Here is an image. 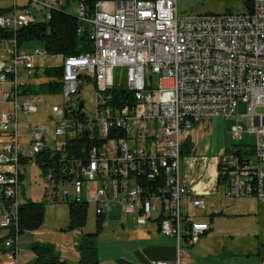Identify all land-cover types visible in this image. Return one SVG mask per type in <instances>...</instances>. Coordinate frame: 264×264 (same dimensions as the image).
Here are the masks:
<instances>
[{
	"label": "built area",
	"instance_id": "obj_1",
	"mask_svg": "<svg viewBox=\"0 0 264 264\" xmlns=\"http://www.w3.org/2000/svg\"><path fill=\"white\" fill-rule=\"evenodd\" d=\"M3 1L0 84L9 86L3 100L13 110L0 117V231L9 230L0 264H18L26 165L37 164L48 147L62 151L61 171L49 167L45 172L50 199L87 202L105 217L112 203L122 204L126 214L137 215L142 230L149 232L155 224L176 241V260L153 264H193L183 259L181 242L197 244L211 226L182 211L185 197L202 208V195L208 193L184 182L182 134L201 118H236L240 102L250 120L247 132L257 136L256 158L232 148L218 161L219 175L225 177L227 196H253L264 206V114L257 113L264 107V0H252L244 13L193 15L180 13L179 0H97L92 9L77 0L69 9L81 22L78 33L88 32L92 48L58 55L59 65L44 67L37 60L50 56L45 47L24 50L7 33L42 21L32 5L49 20L66 0ZM45 67H62L57 80L63 102L52 104L49 112L60 139L51 145L43 123L29 127L26 142L19 134V111L35 114L45 101L26 91L46 81ZM87 89L94 93L89 102L83 98ZM232 132L237 140L244 129L235 125ZM79 140L86 146L74 147L69 156L67 143L75 146Z\"/></svg>",
	"mask_w": 264,
	"mask_h": 264
},
{
	"label": "rangeland",
	"instance_id": "obj_2",
	"mask_svg": "<svg viewBox=\"0 0 264 264\" xmlns=\"http://www.w3.org/2000/svg\"><path fill=\"white\" fill-rule=\"evenodd\" d=\"M20 2H23L20 0ZM10 0H4L1 5H7ZM179 10L183 15H193L205 12L214 13H244L247 11L243 0H179ZM33 10L37 13L38 20L47 21V17H42L39 11V7L32 5ZM71 13L75 14L74 9H70ZM34 48L44 49V43L40 41H28L22 44V49L32 50ZM59 65L61 62V57L58 55L47 56L46 58H39L37 60L38 64ZM118 78V74L117 77ZM43 97V102L39 106L37 113H25L22 110L18 113L19 120V134L21 135L22 141H27V134L29 127L36 122L43 123L48 129V137L53 139L49 141V144H55L57 138L54 136V126L55 121L50 118V106L55 103H62L63 97L61 93L41 94ZM94 93L91 89H87L83 93V98L89 102L93 99ZM246 112V106L240 102L238 117H241ZM258 114H264V107L257 108ZM223 120L222 127L224 132L227 129L229 131V144L233 143L232 148L238 149L242 154H247L248 157L254 161L255 157V145L257 136L255 133L247 132L250 126V120L242 118L239 122L237 118H233L229 121L224 119V117H216ZM239 124L244 129L240 139L233 138L231 134L232 124ZM215 134L212 139L213 152L210 155H215L217 149L215 147ZM220 143V141H218ZM1 145V141H0ZM23 147H27L23 145ZM216 149V150H215ZM222 157V155H221ZM26 176H25V189L26 193L31 199L35 201H47L46 205V216L44 226L46 232L43 234H36L31 232H26L20 235L19 244V263L20 264H33L37 259L36 253L31 248V244L35 242H43L52 245L63 258L74 259L78 258V248L80 235H77L79 229L72 231H67L69 224V202L62 201L58 199L54 201L49 198L48 188H52L51 184L47 180L45 173L41 167L33 162H28L26 165ZM63 185L58 186V190L63 189ZM66 187V186H65ZM227 188L226 183H222L219 187V193H224ZM255 199V197H254ZM250 199V197H244L242 199L235 198L233 200L222 198L216 200L215 206L212 208V213L214 215V234L208 236H203L201 242L204 239L209 240V249L215 248L221 242L227 243V248L225 252L228 253L232 249L236 253H244L246 255L252 256L254 254L260 253L264 254V206L256 203V199ZM117 203H112L110 206L114 208H121ZM110 211V210H109ZM221 211L224 215H220ZM202 213V212H199ZM205 219V218H204ZM210 221V220H209ZM108 224L106 225V223ZM104 224V230L99 236L97 244H111L116 245L118 243L117 236L119 235L114 231L113 226L116 224L112 223L108 215ZM211 223V221H210ZM96 229V213L93 204L89 205L88 209V220L86 226L83 227L82 233H91ZM7 230L2 229L1 233H6ZM0 233V234H1ZM7 236V235H5ZM4 236V237H5ZM215 236V237H212ZM121 242V241H120ZM123 243V242H121ZM4 255V254H3ZM260 257V256H259ZM177 258V257H176ZM176 260V259H175ZM173 262V261H172Z\"/></svg>",
	"mask_w": 264,
	"mask_h": 264
},
{
	"label": "crops",
	"instance_id": "obj_3",
	"mask_svg": "<svg viewBox=\"0 0 264 264\" xmlns=\"http://www.w3.org/2000/svg\"><path fill=\"white\" fill-rule=\"evenodd\" d=\"M44 66L46 65L42 62L40 67ZM8 88V85L0 84V117L4 113L13 110V106L3 100V94ZM244 115L245 113L241 117L237 116V120L240 122L242 118H245ZM233 118L235 117L224 119L229 121ZM222 123L223 120L216 117L201 118L194 123L193 129L189 133L186 132L182 134L183 156L181 159V169L184 182L190 189L194 187L195 190L208 192L202 195L204 207H195L191 199L185 197L182 200V211L190 220L208 222L211 229L204 235L208 237L214 234V215L217 214L212 213L215 212L212 208L215 206L216 200L222 198L229 200L235 199L234 197L226 195L227 188L224 193H219L220 185L226 183V181L220 182L218 179V161L232 150L231 146L235 143L233 142L228 145L230 129H227V131L224 132ZM235 125L239 124H232L230 127L232 136V127ZM214 134L216 138L214 143H216L215 147L217 149L215 150L217 153H215V155H210V152H213L212 139ZM218 141H220V143ZM2 145L3 143L1 141L0 148ZM25 197L30 198L26 191ZM247 197L254 199L253 196ZM256 203L257 205L260 204L257 199ZM120 205L121 208L110 206L106 216L107 219L109 215L111 224H116V226H113V229L119 234L117 236L118 243L113 246L112 243L97 244L100 259L99 264H153L155 261H175L177 257L176 241L173 238L162 235L155 224L151 225L149 232L142 230L137 223V215L126 214L123 210V205ZM1 213L2 211L0 210V215ZM220 215H224V212L221 211ZM107 224L108 222L106 225ZM44 225L39 230L32 231L31 233L43 234V232H46ZM8 234L9 230L4 234L1 233L0 237H4ZM201 240L202 238L195 245H190L187 240H182L181 249L183 251L184 260H188L193 264H259L260 253L249 256L244 253H236L232 249L226 253L225 249H228L226 242L219 243L214 251L213 247L209 249L208 238L204 239L202 242ZM78 254V258L74 259V261H71L72 259H64L67 260L68 264H86L80 261L81 255L79 249ZM17 262L20 264L19 253L17 256ZM5 264L9 263L6 262Z\"/></svg>",
	"mask_w": 264,
	"mask_h": 264
},
{
	"label": "trees",
	"instance_id": "obj_4",
	"mask_svg": "<svg viewBox=\"0 0 264 264\" xmlns=\"http://www.w3.org/2000/svg\"><path fill=\"white\" fill-rule=\"evenodd\" d=\"M77 0H66L64 7L52 11V17L47 21H38L28 26L19 28L17 31L10 33V36H15L20 44L28 41H40L44 43V47L49 55H64L72 56L79 55L90 51L92 42L88 36V32L83 34L78 33V28L81 22L76 14L71 13V7ZM90 9H92L97 0H86ZM247 11L252 8V0H243ZM5 10L0 8V15ZM6 33H3V35ZM62 67H45L43 76L46 81L41 82L36 86L29 87L26 91L37 94H56L61 92ZM26 93V92H24ZM83 148L86 146L84 140H79L75 146L70 142L67 143L66 151L69 153L74 147ZM78 148V149H79ZM82 151V149H79ZM240 150H238L239 152ZM62 151H52L50 147L46 148L39 155L37 165L41 167L45 173L49 167L53 170L61 171L60 153ZM62 176H65L63 174ZM61 176V177H62ZM66 177V176H65ZM219 181H225L222 174L218 177ZM48 201V200H47ZM47 201H35L31 198H26V201L19 208V235L39 230L45 222ZM89 204L87 202H69V224L67 231L82 229L86 226L88 220ZM106 217L96 215V229L94 232L83 234L79 237L78 249L80 251V261L86 264H99V254L97 241L104 229ZM82 232V230H81ZM5 237H0V252L3 251L2 244ZM31 248L37 255V259L33 264H68L67 260L62 258L60 253L50 244L43 242H35L31 244Z\"/></svg>",
	"mask_w": 264,
	"mask_h": 264
}]
</instances>
